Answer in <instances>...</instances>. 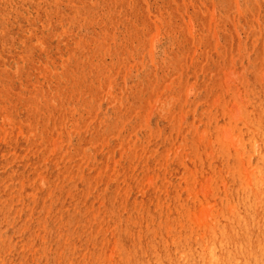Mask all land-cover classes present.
Masks as SVG:
<instances>
[{
    "label": "rangeland",
    "instance_id": "rangeland-1",
    "mask_svg": "<svg viewBox=\"0 0 264 264\" xmlns=\"http://www.w3.org/2000/svg\"><path fill=\"white\" fill-rule=\"evenodd\" d=\"M261 110L264 0H0V264H264Z\"/></svg>",
    "mask_w": 264,
    "mask_h": 264
},
{
    "label": "bare ground",
    "instance_id": "bare-ground-1",
    "mask_svg": "<svg viewBox=\"0 0 264 264\" xmlns=\"http://www.w3.org/2000/svg\"><path fill=\"white\" fill-rule=\"evenodd\" d=\"M260 90H261V89H260ZM262 90H263V89H262ZM251 91H252V90H251ZM249 99H250V98H249ZM254 99H255V98H253V100H254ZM253 100H252V101H253ZM249 101H250V100H249ZM252 101H251V102H252ZM258 102H259V101H258ZM258 105L261 107L260 104H258ZM249 106H250V105H249ZM253 106H254V105H252V107H253ZM262 107H263V106H262ZM255 108H256V107H255ZM257 108H258V106H257ZM257 108H256V109H257ZM245 109H246V108H245ZM253 109H254V108H253ZM261 109H263V108H261ZM246 110H247V109H246ZM250 110H251V109H250ZM261 111H262V110H261ZM263 111H264V110H263ZM263 111H262V112H263ZM246 112H247V111H246ZM251 112H253V110H251ZM255 112H256V111H255ZM248 113H249V112H248ZM246 115H248V114H246ZM251 115H252V114H251ZM253 115H254V114H253ZM243 116H244V115H243ZM244 117H246V116H244ZM248 117H249V115H248ZM250 118L252 119V116H250V117L247 118V119H250ZM245 119H246V118H244L243 120H245ZM247 119H246V120H247ZM263 119H264V118H263ZM254 120H255V119H254ZM247 121H248V120H247ZM249 121L251 122V120H249ZM255 122H256V121H254V123H255ZM251 123H253V122H251ZM257 123H258V124H261V123H259L258 121L256 122V124H257ZM244 125H245V124H244ZM250 125H251V124H250ZM252 125H253V124H252ZM252 125H251V126H252ZM262 125H263V124H262ZM262 125H261V126H262ZM245 126H246V125H245ZM258 126H259V125H258ZM235 128H236V126H235ZM242 128H243V127H242ZM247 128H248V127H247ZM257 128H258V127H257ZM258 129H259V128H258ZM260 129H261V128H260ZM260 129H259V130H260ZM236 130H237V129H236ZM238 130H239V129H238ZM246 130H247V129H246ZM246 130H245V131H246ZM259 130H258V131H259ZM239 131H240V130H239ZM251 131H252V130H251ZM240 132H243V131H240ZM261 132H262V131H261ZM256 133H257V132H256ZM262 133H263V132H262ZM239 134H240V133H239ZM249 134H250V132H249ZM249 134H248V135H249ZM251 134H252V132H251ZM258 135H259V134H258ZM261 135H262V134H260L259 136H261ZM249 136H250V135H249ZM242 138H243V137H242ZM254 138H255V137H254ZM260 138H261V137H260ZM256 139H257V138H256ZM239 140H240V138H239ZM242 140H243V139H242ZM244 140H245V139H244ZM248 140H249V139H248ZM250 140L253 141V138L250 139ZM254 140H255V139H254ZM255 141H257V140H255ZM263 141H264V140H263ZM239 142H240V141H239ZM241 142H242V141H241ZM261 142H262V141H261ZM245 143H246V142H245ZM249 143H250V142H249ZM243 144H244V143H243ZM246 144H247V143H246ZM250 144H251V143H250ZM241 146L243 147V145H241ZM244 146H245V145H244ZM257 146H258V145H257ZM239 147H240V146H238V148H239ZM242 147H241V148H242ZM248 147H249V145H248ZM260 148H261V147H260ZM236 149H237V148H236ZM244 149H245V148H244ZM250 149H252V146L250 147ZM237 150H238V149H237ZM239 150H240V149H239ZM248 150H249V149H248ZM252 150H253V149H252ZM256 150H257V149H256ZM258 150H259V148H258ZM258 150H257V151H258ZM229 151H230V150H229ZM229 151H228V152H229ZM241 151H242V149H241ZM250 151H251V150H250ZM236 152H238V151H236ZM252 152H253V151H252ZM252 152H251V154H252ZM239 153H240V152H239ZM247 153H248V152H247ZM242 154H243V152H242ZM256 154H257V153H256ZM219 155H220V154H219ZM219 155H218V156H219ZM228 155H229V154H228ZM239 155H240V154H239ZM246 155H247V154H246ZM231 156H232V154H231ZM243 156H244V155H243ZM251 156H252V155H251ZM251 156H250V158H251ZM259 156H260V155H259ZM254 157H256V156H254ZM260 157H261V156H260ZM260 157H259V158H260ZM256 159H257V157H256ZM212 160H213V158H212ZM262 160H263V159H262ZM256 161H257V160H256ZM258 161H259V159H258ZM260 161H261V160H260ZM211 164H212V163H211ZM262 164H263V162H262ZM216 165H217V164H216ZM198 166H199V165H198ZM220 166H221V165H220ZM263 166H264V165H263ZM215 167H216V166H215ZM202 168H203V167H202ZM213 168H214V166H213ZM259 168H260V167H259ZM262 168H263V167H261V169H262ZM229 169H230V168H229ZM261 169H258V170L261 171ZM227 170H228V168H227ZM232 172H233V171H232ZM232 172H231L230 174L233 175L234 172H233V173H232ZM235 173L238 174V172H235ZM253 173H254V172H253ZM261 173H262V171H261ZM258 174H259V173H258ZM238 175H239V174H238ZM238 175H237V176H238ZM254 175H255V174H254ZM230 176H231V175H230ZM237 176H236V177H237ZM247 176H248V175H247ZM256 176H257V174H256ZM231 177H232V176H231ZM231 177H230V178H231ZM238 177H239V176H238ZM228 178H229V177H228ZM246 180H247V179H246ZM235 182H236V181H235ZM239 182H240V181H239ZM230 183H231V182H230ZM237 184H238V183H237ZM247 184H249V183H247ZM247 184H246V185H247ZM242 186H243V184H242ZM247 186H248V185H247ZM250 186H251V185H250ZM253 186H254V184H253ZM227 187H228V185H227ZM229 187H230V186H229ZM229 187H228V188H229ZM254 187H255V186H254ZM224 188H225V187H224ZM231 188H232V186H231ZM233 188H234V187H233ZM241 188H242V187H241ZM229 189H230V188H229ZM242 189H243V188H242ZM244 189H245V188H244ZM248 189H249V188H248ZM220 190H221V189H220ZM234 190H236V189L234 188ZM245 190H246V189H245ZM231 191H232V190H231ZM240 191H241V190H240ZM214 192H215V191H214ZM219 192H220V191H219ZM234 192H235V191H234ZM247 192H248V191H247ZM250 192H251V191H250ZM262 192H263V191H262ZM217 193H218V192H217ZM227 193H229V192L227 191ZM236 193H238V192H236ZM236 193H235V194H236ZM263 193H264V192H263ZM230 194H231V193H230ZM246 194H247V193H246ZM248 194H249V193H248ZM237 195H238V194H236V196H237ZM244 195H245V194H244ZM224 196H225V195H224ZM230 196H231V195H230ZM216 197H217V196H216ZM237 197H238V196H237ZM239 197H240V196H239ZM240 198H242V197H240ZM243 198H244V197H243ZM245 198H247V197H245ZM245 198H244V200H248L249 197H248L247 199H245ZM223 199L226 200V199H227V195H226V199H225V198H223ZM232 199H233V198H232ZM226 201H227V200H226ZM228 201H229V200H228ZM228 201H227V202H228ZM220 202H221V201H220ZM222 202H223V201H222ZM224 202H225V201H224ZM232 203H233V200H232ZM232 203H231V204H232ZM240 203H241V202H240ZM242 203H243V202H242ZM251 203H252V200H251ZM220 204H221V203H220ZM226 204H227V203H226ZM243 204H244V203H243ZM243 204H242V205H243ZM247 204H249V203H247ZM227 205H228V204H227ZM231 206H232V205H231ZM235 206H236V205H235ZM243 206H244V205H243ZM249 206H250V205H249ZM229 207H230V206H229ZM223 208L225 209V204H224ZM243 208H244V207H243ZM218 209H219V208H218ZM218 209H217V210H218ZM233 209H234V207H233ZM227 210H228V209H227ZM219 211H220V210H219ZM216 214H217V213H216ZM221 216H222V215H221ZM221 218H222V217H221ZM150 220H152V219H150ZM158 220H159V219H158ZM153 221H154V220H153ZM153 221H151V224H152ZM154 222H155V221H154ZM215 222H216V221H215ZM217 222H218V221H217ZM146 223H147V222H146ZM146 223H145V224H146ZM155 223H156V222H155ZM158 223H159V222H158ZM212 223H213V221H212ZM220 224H221V223H220ZM220 224H219V225H220ZM221 226H222V225H221ZM86 251H87V250H86ZM87 253H88V252H87ZM83 255H84V254H83ZM85 255H86V254H85ZM62 256H64V255H62ZM62 256H61V258H64V257H62ZM68 257H69V256H68ZM68 257H67V258H68ZM70 257H71V256H70ZM92 257H93V256H92ZM61 260H62V259H61ZM59 261H60V260H59ZM54 262H55V261H54ZM50 264H51V263H50Z\"/></svg>",
    "mask_w": 264,
    "mask_h": 264
}]
</instances>
